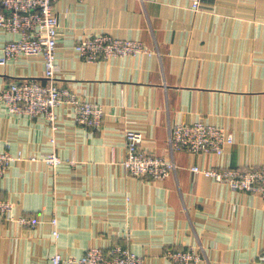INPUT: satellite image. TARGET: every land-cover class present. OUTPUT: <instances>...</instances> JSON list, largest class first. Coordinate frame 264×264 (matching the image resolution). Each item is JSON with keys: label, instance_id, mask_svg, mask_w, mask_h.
Segmentation results:
<instances>
[{"label": "crops", "instance_id": "obj_1", "mask_svg": "<svg viewBox=\"0 0 264 264\" xmlns=\"http://www.w3.org/2000/svg\"><path fill=\"white\" fill-rule=\"evenodd\" d=\"M54 8L57 82L101 104L103 124L78 125L62 104L53 132L44 115L9 113L0 102V149H55L64 159L57 167L20 161L0 180L15 214L38 220L29 229L0 216V264H50L56 252L66 259L113 244L144 255L145 264H173L165 251L187 245L203 248L199 264H253L264 249V199L190 168L264 165V0H201L198 10L192 0H56ZM94 33L139 39L150 52L85 61L75 43ZM17 37L0 28V58ZM43 73L42 55H20L0 62V87ZM197 120L234 141L220 155L170 152V126ZM125 130L141 132L150 152L172 156L175 172L162 180L127 174Z\"/></svg>", "mask_w": 264, "mask_h": 264}, {"label": "built area", "instance_id": "obj_2", "mask_svg": "<svg viewBox=\"0 0 264 264\" xmlns=\"http://www.w3.org/2000/svg\"><path fill=\"white\" fill-rule=\"evenodd\" d=\"M56 0H0V28L19 33L2 47L1 63L20 55H42L44 73L41 77L23 76L0 87V102L9 113L35 117L44 115L52 131L57 129L56 107L68 104L72 107L74 121L78 125L99 128L103 124L104 107L82 97L76 90L61 86L57 82L59 63L57 48L60 36V21L54 8ZM201 0H192L195 10L200 9ZM75 50L88 62L108 60L115 57L137 56L150 52L139 39L118 38L107 33H94L76 41ZM125 157L122 165L127 174L148 180H162L175 172L176 163L171 158L150 152L143 145V134L125 130ZM234 141L227 129L215 124L197 120L192 123L175 122L168 135L169 151L186 150L195 153L220 155L228 144ZM56 145V137L51 138ZM25 160H40L57 167L64 159L53 149L41 154L12 152L10 147L0 149V180L15 163ZM73 163V159L69 160ZM191 171L226 182L240 192L258 195L264 199V165L247 168L200 167L194 165ZM15 202L9 197L0 196V216L7 222H18L30 228L38 220L28 215H16ZM55 239L59 236L58 219L52 217ZM164 255L173 264H199L207 260L200 246L187 245L181 248H168ZM73 264H145V256L122 244H113L107 249L99 246L87 247L79 257L63 258L59 252L51 256L50 264L62 261ZM253 264H264V249L257 255Z\"/></svg>", "mask_w": 264, "mask_h": 264}, {"label": "rangeland", "instance_id": "obj_3", "mask_svg": "<svg viewBox=\"0 0 264 264\" xmlns=\"http://www.w3.org/2000/svg\"><path fill=\"white\" fill-rule=\"evenodd\" d=\"M71 163V162H70Z\"/></svg>", "mask_w": 264, "mask_h": 264}]
</instances>
